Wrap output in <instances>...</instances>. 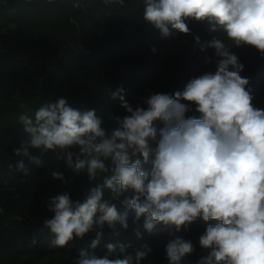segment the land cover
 <instances>
[{"label":"clouds","instance_id":"obj_1","mask_svg":"<svg viewBox=\"0 0 264 264\" xmlns=\"http://www.w3.org/2000/svg\"><path fill=\"white\" fill-rule=\"evenodd\" d=\"M117 2L124 0H105ZM143 6L144 20L163 38L191 34L187 21H207L209 31L222 29L233 45L251 46L264 58V0H143ZM195 43L202 52L214 49L216 71L190 79L183 91L150 94L146 107L131 106L123 88L111 93L127 115L110 117L116 125L110 132L94 109L77 110L66 97L41 105L33 116H19L28 139L14 150L16 156L39 165L31 150L51 151L74 174L103 181L83 202L68 193L50 198L53 215L45 226L54 236L53 247L96 231L95 249L105 224L117 235V224L129 228L131 210L137 238L142 217L149 234L157 225L187 230L201 218L207 227L199 244L209 253L197 264H264V109L253 105L250 81L241 76L244 65L224 40L202 43L196 36ZM191 111L199 118L186 116ZM157 120L163 127L154 126ZM14 170L28 174L23 160ZM50 175L67 183L62 171ZM105 190L113 200L104 199ZM117 200L124 212L113 203ZM127 247L108 243L103 256L81 250L75 264H141L152 251L148 244L132 253ZM165 252L169 264H183L194 246L176 237Z\"/></svg>","mask_w":264,"mask_h":264},{"label":"trees","instance_id":"obj_2","mask_svg":"<svg viewBox=\"0 0 264 264\" xmlns=\"http://www.w3.org/2000/svg\"><path fill=\"white\" fill-rule=\"evenodd\" d=\"M143 17V0H124L123 5L104 0H0V264H75L81 250L103 256L106 245L113 242L128 245L127 253L148 244L152 251L141 264H169L165 247L176 237L194 246L183 264H197L208 255L209 250L199 244L207 227L201 218L187 230L176 232L157 225L149 234L142 228V217L141 238H137L131 210L129 228L117 224V235L105 224L95 249L91 243L96 231L64 247H53L54 236L45 226L53 215L48 210L50 198L68 193L73 201L83 202L102 178L89 181L86 173L74 174L51 151L41 155L31 150L42 161L39 165L14 154L28 139L19 116H33L55 98L66 97L77 110L94 109L110 132L116 126L110 117L127 115L119 98H111L118 89H124L131 106L146 107L143 101L150 94L183 91L190 79L215 72L219 57L214 49L200 51L196 36L202 43L217 37L231 47L244 65L241 76L250 81L247 90L253 105L264 109V58L255 48L233 45L222 29L209 31L207 21H187L191 34L163 38ZM199 115L195 111L186 114ZM154 126L161 128L163 123L157 120ZM20 160L27 175L14 170ZM53 170L62 171L67 183L53 179ZM104 199L113 200L107 190ZM113 203L118 211L126 210L119 200Z\"/></svg>","mask_w":264,"mask_h":264},{"label":"rangeland","instance_id":"obj_3","mask_svg":"<svg viewBox=\"0 0 264 264\" xmlns=\"http://www.w3.org/2000/svg\"><path fill=\"white\" fill-rule=\"evenodd\" d=\"M105 1V0H104ZM0 51H3V48H2V46L0 45Z\"/></svg>","mask_w":264,"mask_h":264}]
</instances>
